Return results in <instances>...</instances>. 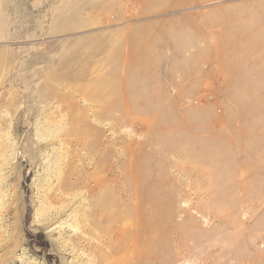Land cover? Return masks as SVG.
<instances>
[{"label":"rangeland","instance_id":"obj_1","mask_svg":"<svg viewBox=\"0 0 264 264\" xmlns=\"http://www.w3.org/2000/svg\"><path fill=\"white\" fill-rule=\"evenodd\" d=\"M0 264H264V0H0Z\"/></svg>","mask_w":264,"mask_h":264},{"label":"bare ground","instance_id":"obj_2","mask_svg":"<svg viewBox=\"0 0 264 264\" xmlns=\"http://www.w3.org/2000/svg\"><path fill=\"white\" fill-rule=\"evenodd\" d=\"M127 108V107H126ZM125 108V109H126ZM138 157V156H136ZM137 170V169H136ZM129 171H131L129 169ZM131 174V173H130ZM132 180L134 181V185H135V199H136V205H135V211L136 213L139 215V217L136 218V220L133 223V234L136 236L138 234H143L144 232H146L147 230L152 231L153 229L151 228L150 223L148 224L147 221L145 220V218L142 217L143 215V211L140 208L141 205V198H140V193L141 190L138 187L139 182L137 180V178L135 176H131ZM157 184V183H156ZM156 187V186H155ZM145 190V189H144ZM155 190V188H154ZM149 205V204H148ZM153 212V211H152ZM79 223V222H78ZM95 223V222H94ZM115 234V233H114ZM124 234L122 231L119 230V232L115 235V239L119 242H121L122 240H124ZM149 234V233H148ZM114 236V235H113ZM137 237V236H136ZM138 246H139V242L138 240H136L135 238L129 241V247L131 248L132 251V257L134 258V260H139V258L142 257V251L144 249H140L138 250ZM155 258V257H154Z\"/></svg>","mask_w":264,"mask_h":264}]
</instances>
